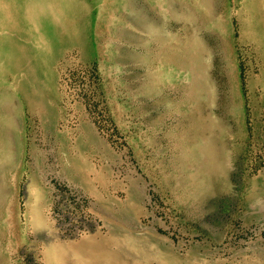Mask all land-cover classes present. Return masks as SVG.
I'll return each instance as SVG.
<instances>
[{
	"label": "rangeland",
	"instance_id": "obj_1",
	"mask_svg": "<svg viewBox=\"0 0 264 264\" xmlns=\"http://www.w3.org/2000/svg\"><path fill=\"white\" fill-rule=\"evenodd\" d=\"M223 1V27L195 29L174 0H0V87L39 155L0 158V264H75L114 228L132 256L92 264H264V0ZM43 111L110 148L113 204L66 176ZM79 198L89 227L61 235Z\"/></svg>",
	"mask_w": 264,
	"mask_h": 264
},
{
	"label": "crops",
	"instance_id": "obj_2",
	"mask_svg": "<svg viewBox=\"0 0 264 264\" xmlns=\"http://www.w3.org/2000/svg\"><path fill=\"white\" fill-rule=\"evenodd\" d=\"M50 112L53 113V111H43V114H47V117H45L47 120V133L53 136L55 142L58 140L57 146L54 145V147H58L59 162L61 163L66 176L72 181L83 185L86 189L88 188L98 204H113V182L111 181L112 179H110L106 165H103V161L108 163L110 159L114 158L110 148L99 137L95 136L96 134L94 135L89 126L86 127V131L83 129L81 130V137L77 138V140H73V142H70L67 139L65 140L64 134L56 131V127H54L56 124L54 114L52 115ZM0 114L2 116L1 119L3 118L4 120L0 121V127L6 125L5 127L0 128V138L1 136L4 138L5 136L10 135L12 142L8 145L5 143L0 144V158L9 161L7 166L11 164L23 165L25 155H28L31 163L37 166L39 155L37 149L34 147L35 145H30V148L27 151L24 143V117L21 118L20 116H17L15 121L9 123L5 120L6 113L0 112ZM60 140H62L61 143ZM1 154L3 155L1 156ZM2 181L7 180L2 179L1 182ZM105 213L108 214L107 212ZM119 230V228H114L110 230L108 234L101 237H85L79 242L81 243L80 249L72 252V258L68 256L64 257V262L72 261L75 264H92L98 261L104 263L112 262L114 251L117 252L122 249L120 242L127 240L126 235ZM120 238H123V240ZM129 243L130 247L133 248L134 243ZM86 248H88V250ZM122 250H124L126 254L129 253L132 256L130 250Z\"/></svg>",
	"mask_w": 264,
	"mask_h": 264
},
{
	"label": "bare ground",
	"instance_id": "obj_3",
	"mask_svg": "<svg viewBox=\"0 0 264 264\" xmlns=\"http://www.w3.org/2000/svg\"><path fill=\"white\" fill-rule=\"evenodd\" d=\"M176 3V8L177 10H175L177 13L179 12V15L180 17L182 18L183 20V23L180 22L181 24V28H187L188 25L192 26L193 23H195V20H199V24H193L195 26V29H200V28H208L210 29V27H212V25L215 26V28H218V29H221L223 27V18H218L217 17V10H216V5L218 8H221L222 4H223V0H205L207 1L208 4L211 5V10L210 12L208 13V15H201L199 14V9L197 7V5L201 4L199 0H174ZM203 3V2H202ZM147 4V3H146ZM164 5V3H163ZM170 7H172V4L170 3L169 4ZM195 6L197 8H195ZM153 9V8H152ZM222 9V8H221ZM225 9V8H224ZM227 11V10H226ZM229 12V11H228ZM223 15V14H222ZM201 16V17H200ZM224 17V16H223ZM228 25V23H227ZM206 33V32H204ZM218 33V32H217ZM211 33H209L210 35ZM221 34V33H220ZM224 34V33H222ZM192 37H189V39L185 40L187 41V45H188V49L192 48V50H190L191 52L190 53H193L194 54V40L191 39ZM214 38V36H213ZM223 39V38H222ZM216 40V39H215ZM186 43V42H185ZM184 43V44H185ZM221 44H226L225 43V40H223L222 42H220ZM181 45V44H180ZM177 46V45H176ZM224 46V45H223ZM228 51V50H227ZM183 53V52H182ZM207 55V54H206ZM174 56V54H173ZM183 56V55H182ZM195 56V55H194ZM200 56V55H199ZM210 56V54H209ZM172 57V55H171ZM198 57V56H196ZM204 57V56H203ZM170 58V57H169ZM192 58V57H191ZM201 59V58H200ZM199 59V60H200ZM175 60V59H173ZM196 60V59H195ZM163 62V61H162ZM192 62V61H191ZM194 63L196 61H193ZM176 63V62H175ZM174 63V64H175ZM178 63V62H177ZM176 63V64H177ZM199 63V62H198ZM167 64V63H166ZM191 64V63H190ZM206 64V63H205ZM196 65V64H195ZM194 65V66H195ZM231 65V64H230ZM172 66V65H171ZM193 67V66H192ZM183 68V66H182ZM181 68V69H182ZM196 68V67H195ZM185 69V68H184ZM187 70V69H186ZM167 71V70H166ZM231 71V70H230ZM187 72V71H186ZM174 74V73H173ZM171 77V76H170ZM208 87V86H207ZM13 92L12 90L7 87V86H3V87H0V103L1 105H3V112L6 113V121L9 122V123H12V121H15V117L17 115L16 112H17V109H16V105L13 101ZM15 96V95H14ZM17 97V96H16ZM18 99V98H17ZM233 105V104H232ZM20 107V106H19ZM18 108V107H17ZM232 109V108H231ZM237 109V108H235ZM236 111V110H235ZM182 112V111H181ZM203 111H199L197 112L198 113V116H200L202 114ZM234 112V111H233ZM232 112V113H233ZM4 114V113H3ZM14 115V116H13ZM229 116V115H228ZM235 117V116H234ZM227 118V117H226ZM199 123V122H198ZM226 124V123H225ZM4 126H1L0 128H2ZM13 128V127H12ZM18 137V136H17ZM205 137V136H204ZM19 139V138H17ZM199 142V141H198ZM10 144L12 143L11 142V137L10 135H7L5 136L4 138L1 136L0 138V144ZM16 143V142H15ZM14 146V145H13ZM4 147V146H3ZM5 148V147H4ZM2 152V151H1ZM183 153H186V151L184 150ZM3 154H1L2 156ZM10 157V156H9ZM11 158V157H10ZM183 161L185 160V156L183 157L182 159ZM6 167V166H5ZM5 173V172H4ZM2 176V175H1ZM2 180V179H1ZM0 180V181H1ZM1 183H4V182H1ZM8 183V182H7ZM4 188V187H3ZM3 190V189H2ZM4 192V191H3ZM11 193V192H10ZM6 195V194H5ZM2 199V198H1ZM0 199V200H1ZM2 201V200H1ZM6 202V201H5ZM3 204V203H2ZM4 205V204H3ZM2 209V208H1ZM3 255V254H2ZM5 258V256H4ZM2 260V259H1ZM5 263V262H4Z\"/></svg>",
	"mask_w": 264,
	"mask_h": 264
},
{
	"label": "built area",
	"instance_id": "obj_4",
	"mask_svg": "<svg viewBox=\"0 0 264 264\" xmlns=\"http://www.w3.org/2000/svg\"><path fill=\"white\" fill-rule=\"evenodd\" d=\"M56 199V197H55ZM78 209L75 212L76 218L74 219H65L60 215V208H57V214H55L56 221L58 222V228L60 229L61 235L67 233V234H75L77 232H80L82 230L88 229L89 224L83 220L85 217V211L83 207V201L79 198L78 199ZM56 206V205H55ZM79 212L81 213V216L78 217ZM67 228L69 229L67 232Z\"/></svg>",
	"mask_w": 264,
	"mask_h": 264
}]
</instances>
